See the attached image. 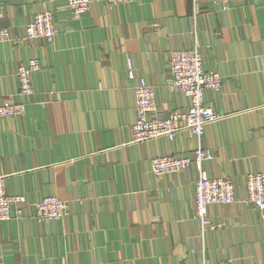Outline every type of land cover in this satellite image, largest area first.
Segmentation results:
<instances>
[{"label":"crops","instance_id":"0c3cea01","mask_svg":"<svg viewBox=\"0 0 264 264\" xmlns=\"http://www.w3.org/2000/svg\"><path fill=\"white\" fill-rule=\"evenodd\" d=\"M55 14L52 42L25 38L35 13ZM0 102L24 113L0 118V171L8 193L67 200V214L39 222L33 208L0 220V264H264V223L246 205L245 176L264 172V0H92L72 19L67 0H0ZM18 40L17 43L13 41ZM197 49L222 76L204 102L221 117L199 136L132 141L134 72L155 91V115L186 111L170 85L169 52ZM40 62L32 90L18 93L17 68ZM210 150L201 168L233 180L234 199L195 208V162L155 175L151 157Z\"/></svg>","mask_w":264,"mask_h":264},{"label":"built area","instance_id":"2783aa9c","mask_svg":"<svg viewBox=\"0 0 264 264\" xmlns=\"http://www.w3.org/2000/svg\"><path fill=\"white\" fill-rule=\"evenodd\" d=\"M104 1L107 4H118L131 0ZM211 1L219 5L221 9H226L227 2L231 0ZM91 2L92 0H67V8L70 9L72 19L85 13ZM54 19L55 14L50 9L35 13L32 19L25 24L24 39L44 38L52 42L56 34ZM9 40L11 41L9 30L0 27V41ZM13 42L17 43L18 40ZM168 56L170 85L173 90L180 91L189 98V108L186 111L175 109L163 118L156 116L153 87L144 77L134 72L131 62L128 61L126 75L135 80L133 91L135 92L136 117L131 124L132 141L164 136L172 139L182 127L188 128L197 137L208 122L221 117V113L214 106L204 102L205 88L217 89L221 85L220 72L215 69L205 70L203 58L196 48L172 50ZM38 69H40V62L34 57H31L26 65L22 64L17 68L18 93L27 95L31 92V76ZM24 109V101L3 100L0 102V118L22 115L25 112ZM210 158V150L198 147L192 156L164 154L153 156L150 161V171L155 175L176 172L187 167L191 162H195L198 169V178L195 183L196 218L202 226L208 223V205L230 203L235 195L231 178L212 177L201 168L202 160ZM245 189L246 195L242 202L257 207L260 210V220L264 223V172L249 171L245 176ZM24 205L33 208L37 219H59L68 212L67 200L60 199L56 195H47L42 199L29 201L23 193H8L4 174L0 171V220L22 217L25 212ZM61 262V264H70L67 261Z\"/></svg>","mask_w":264,"mask_h":264},{"label":"rangeland","instance_id":"374dc122","mask_svg":"<svg viewBox=\"0 0 264 264\" xmlns=\"http://www.w3.org/2000/svg\"><path fill=\"white\" fill-rule=\"evenodd\" d=\"M112 5H114V4H112ZM89 8V7H88ZM89 10V9H88ZM87 10V11H88ZM30 93V92H29ZM3 118H5V117H3ZM14 193V192H13ZM12 193V194H13ZM17 193V192H16ZM25 206V205H24ZM209 206V205H208ZM25 210H26V206H25ZM67 214V213H66ZM66 214H64V215H66ZM64 217V216H63ZM36 218V217H35ZM37 219V218H36ZM39 222H44V221H48L47 219H37Z\"/></svg>","mask_w":264,"mask_h":264}]
</instances>
